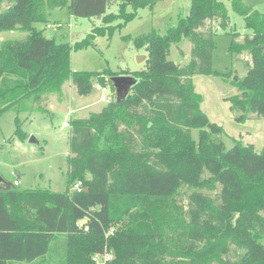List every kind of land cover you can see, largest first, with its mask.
I'll list each match as a JSON object with an SVG mask.
<instances>
[{
  "label": "trees",
  "instance_id": "trees-1",
  "mask_svg": "<svg viewBox=\"0 0 264 264\" xmlns=\"http://www.w3.org/2000/svg\"><path fill=\"white\" fill-rule=\"evenodd\" d=\"M159 1L0 0V32H28L25 40L0 46V100L20 93L0 105V114L13 102L42 103L41 94L65 77L78 96L92 92L91 74L70 70L71 47L36 30L48 11L66 8L106 28ZM224 1L247 31L241 43L233 34L231 48L250 56L231 108L264 118V14L241 0H190L188 15L165 34L130 39L147 56L142 70L126 73L137 80L127 98L117 104L114 95L100 112L70 122L68 189L30 196L11 183L0 191V264H40L52 241L62 248L57 264H96L93 256L106 251L114 254L106 264H264V196L228 225L248 188L264 179V146L261 153L252 145L226 149L193 90L194 76L213 72V24L230 26ZM113 6L117 11L108 12ZM181 36L191 46L183 67L168 60ZM195 129L197 143L182 153L174 135L189 139ZM15 134L24 137L20 124ZM76 181L80 193L71 191ZM116 226L119 233L110 235Z\"/></svg>",
  "mask_w": 264,
  "mask_h": 264
},
{
  "label": "rangeland",
  "instance_id": "rangeland-1",
  "mask_svg": "<svg viewBox=\"0 0 264 264\" xmlns=\"http://www.w3.org/2000/svg\"><path fill=\"white\" fill-rule=\"evenodd\" d=\"M241 3L264 14V0H241ZM224 4L230 26L222 30L217 23L213 24L216 30L213 38V72L208 76H194L193 90L199 97V111L222 130L218 139L226 149L234 144L252 145L257 153H261L264 146V118L231 108V99L241 94L239 82L246 75L244 63L250 62V56L243 47L233 52V34L237 35L236 41L241 43L247 31L243 19L232 11L230 3L224 1ZM189 6L190 0H161L151 11L148 8L134 10L135 15L129 22L117 20L110 26H104L106 28L102 27L99 19L73 17L66 8L48 11L46 21L34 25L36 30H41L47 38H53L57 43H66L71 47L70 70L91 74L93 89L88 96H78L70 79L65 77L57 87L49 88V93L41 94L42 103L22 100L10 104L0 114V175L30 196L67 190L70 122L87 118L107 107L109 103L102 101L106 96L112 97L113 101L115 91L109 82L110 77L126 76V73L142 70L147 55L142 49L135 48L130 39L153 32L165 34L188 15ZM116 11L117 7L113 6L108 12ZM128 11L133 12L131 8ZM98 28L103 32L100 35ZM27 35L26 31L0 32V46L4 42L25 40ZM190 49V43L181 36L179 42L170 47L168 60L183 67L190 61ZM138 56L141 57L139 61ZM235 76L238 82H235ZM99 77L104 80L101 85L97 84ZM103 88H106V92L102 91ZM14 94L1 99L0 105L20 96L19 91ZM237 117L242 119L237 120ZM17 124H20L23 138L15 134ZM199 133L200 130H192L189 139L174 135V142L184 153L187 145L197 143ZM31 137L37 143H30ZM263 196L264 179L248 188L245 199L235 207L228 225H233L242 210L253 207ZM118 228L116 226L107 232L110 231V235L119 233ZM61 250L59 242L52 241L48 253L37 259L38 263L57 264ZM109 253L113 260L114 254Z\"/></svg>",
  "mask_w": 264,
  "mask_h": 264
},
{
  "label": "water",
  "instance_id": "water-1",
  "mask_svg": "<svg viewBox=\"0 0 264 264\" xmlns=\"http://www.w3.org/2000/svg\"><path fill=\"white\" fill-rule=\"evenodd\" d=\"M261 51L264 54V46L260 47ZM140 56L137 57V60H140ZM137 61V62H138ZM110 82L112 83V86L115 91V102L117 104L122 103L127 96L130 94L132 87L137 83V80L133 76H115L110 78ZM30 143H37V141L31 137ZM12 185L8 181H6L1 175H0V191L8 190L11 188ZM86 191V190H85ZM85 222L81 221L80 225H83Z\"/></svg>",
  "mask_w": 264,
  "mask_h": 264
},
{
  "label": "built area",
  "instance_id": "built-area-1",
  "mask_svg": "<svg viewBox=\"0 0 264 264\" xmlns=\"http://www.w3.org/2000/svg\"><path fill=\"white\" fill-rule=\"evenodd\" d=\"M48 28H50V26H48ZM102 91L106 92V88H103ZM102 101H105L106 103H110L112 101V97L110 98L109 96H106V98L103 99ZM71 191L76 192V193H80L81 191H83L82 182L76 181L73 184ZM92 259L96 264H106L107 262H110L112 260V256L110 255L108 251H106L102 255L95 254Z\"/></svg>",
  "mask_w": 264,
  "mask_h": 264
}]
</instances>
